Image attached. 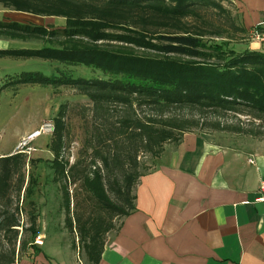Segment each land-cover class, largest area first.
Returning <instances> with one entry per match:
<instances>
[{
  "label": "trees",
  "instance_id": "16d2710c",
  "mask_svg": "<svg viewBox=\"0 0 264 264\" xmlns=\"http://www.w3.org/2000/svg\"><path fill=\"white\" fill-rule=\"evenodd\" d=\"M0 6L67 21L63 29L51 32L36 25L0 21L2 39L26 43L46 42L49 37L50 44L42 49H0V58L57 63L63 70L54 77L28 72L13 78L12 84L67 87L93 104L99 122L94 165L98 161L101 168L81 180L101 214L74 223L79 224L89 264L100 263L115 220L136 211L135 189L143 176L140 154L160 158L166 145H180L186 134L195 131L264 141V52L238 53L226 42H204L203 34L183 24L184 19L204 11L220 13V1L0 0ZM78 68L103 77L77 76ZM228 115L237 123L225 122ZM64 140V124L58 121L51 146L54 169L61 179L73 178L76 184L79 179L73 171L78 165L67 171V163L59 161ZM25 158L24 154L0 158V264H16L17 260L22 226L18 213L11 210L9 194L13 179L22 174ZM24 183L23 178L19 192ZM65 192L69 208L66 187ZM30 231L35 240L38 232ZM31 244L34 248V241ZM29 245L21 239L20 252Z\"/></svg>",
  "mask_w": 264,
  "mask_h": 264
},
{
  "label": "crops",
  "instance_id": "0c3cea01",
  "mask_svg": "<svg viewBox=\"0 0 264 264\" xmlns=\"http://www.w3.org/2000/svg\"><path fill=\"white\" fill-rule=\"evenodd\" d=\"M237 1L247 32L264 27V0ZM160 159L135 189L136 211L107 235L99 264H264V204L255 203L264 141L186 134ZM47 243L30 244L36 259L22 264H82Z\"/></svg>",
  "mask_w": 264,
  "mask_h": 264
},
{
  "label": "rangeland",
  "instance_id": "374dc122",
  "mask_svg": "<svg viewBox=\"0 0 264 264\" xmlns=\"http://www.w3.org/2000/svg\"><path fill=\"white\" fill-rule=\"evenodd\" d=\"M216 1H220L223 6L220 13L203 10L204 12L198 16L188 17L183 20V24L188 26L187 29L203 34L204 42H226L230 49L238 53H242L247 45L252 46L255 43L264 45V42L255 39L256 33L264 34V27L257 26L251 32H247L237 0ZM0 21L36 25L46 28L48 32L63 29L67 24L64 18L35 17L12 12L2 6H0ZM48 40L49 37L46 38V42L35 40L23 43L0 38V49H42L50 45L47 44ZM135 52L137 53V50ZM138 53L143 54L142 51ZM62 70V66L57 63L40 59L0 58V158L17 154L20 141L44 123L53 122L55 125V132L52 136H43L33 143L35 153L31 158H25L26 165L22 174L16 176L12 182L9 194L12 202L11 210L18 213L22 226L17 244L16 264L36 259L30 252L29 246L20 252L21 239L28 244L33 241L35 244L47 241L51 242V244L47 243L51 248H57L59 245L62 248H69L74 251L78 261L82 264H89L81 241L79 224L74 223L77 220L83 223L101 214L97 202L87 193L81 180L84 174L88 173L93 176L96 169L101 168L98 161L94 165L93 151L97 147L95 132L99 122L95 121L93 104L75 90L67 87L58 89L38 85L16 87L12 84L15 81L13 78L19 77L22 73L39 72L47 77H54L58 71ZM75 74L85 77H103L102 74L92 73L85 68L75 69ZM116 119L115 112L112 121L115 122ZM223 120L230 124L237 123L233 115H228ZM240 120L246 122L244 117ZM58 121L63 122L65 134L64 149L59 154V161L63 160L64 164L67 163V171L72 166L78 165L73 171L75 178L79 179L76 184L73 178L70 181L61 179L54 169L55 154L51 146L56 135V122ZM194 134L233 136L229 133L211 130L195 131ZM139 162V171L144 175L156 169L161 159L140 154ZM23 178L25 183L19 192ZM65 187L70 195L69 208L66 204ZM121 221L122 218L115 220V230L119 228ZM70 222H73L72 226ZM30 229L33 233L38 232L39 236L35 240ZM5 249L7 250L8 247L6 246Z\"/></svg>",
  "mask_w": 264,
  "mask_h": 264
},
{
  "label": "built area",
  "instance_id": "2783aa9c",
  "mask_svg": "<svg viewBox=\"0 0 264 264\" xmlns=\"http://www.w3.org/2000/svg\"><path fill=\"white\" fill-rule=\"evenodd\" d=\"M255 39L259 42H264V34L256 33ZM55 132V125L53 122L44 123L39 129L30 133L27 137L23 138L17 148V154H24L27 158H31L35 149L33 143L43 136H52ZM255 203L264 204V180L261 181ZM18 264V263H17Z\"/></svg>",
  "mask_w": 264,
  "mask_h": 264
}]
</instances>
